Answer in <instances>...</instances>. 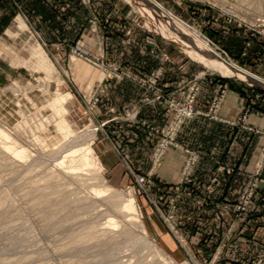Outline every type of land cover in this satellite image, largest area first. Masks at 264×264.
<instances>
[{"label":"rangeland","instance_id":"rangeland-1","mask_svg":"<svg viewBox=\"0 0 264 264\" xmlns=\"http://www.w3.org/2000/svg\"><path fill=\"white\" fill-rule=\"evenodd\" d=\"M165 11L186 31L180 42L158 29ZM194 30L255 82L208 60ZM149 59L158 64L147 71ZM166 67L176 88L161 83ZM124 82L151 94L103 119L98 108ZM263 83L264 0H0V264H264V141L228 202L208 199L217 179L194 183L199 154L179 139L195 118H219L231 86L248 102L230 123L257 131L246 120L257 103L264 111ZM145 104L165 110L162 122L141 123L153 144L148 170L112 151ZM85 147L89 161L75 151ZM172 148L185 158L166 197L154 177ZM195 224L204 231L193 233Z\"/></svg>","mask_w":264,"mask_h":264},{"label":"crops","instance_id":"crops-1","mask_svg":"<svg viewBox=\"0 0 264 264\" xmlns=\"http://www.w3.org/2000/svg\"><path fill=\"white\" fill-rule=\"evenodd\" d=\"M148 55H145V57H154ZM157 64V61L154 62L152 59H149L146 66L147 71L157 67ZM174 72L177 74L176 80H178L179 72L178 70ZM168 73L166 67L165 76L161 83L169 81L166 79ZM168 83L171 85V88L177 87L176 81ZM113 89V98L110 101L103 102L97 110L103 119L108 117L107 111L110 107L119 108L125 102H137L140 97L151 94L145 91L146 88L144 89V87L130 82L115 84ZM239 89L232 86L229 88L230 92L220 111L219 118H195L184 126L179 137L185 146L195 150L199 154L194 183L210 184L213 179H217L214 183V191L208 197L209 200L232 202L236 199L238 191L242 187L243 181L248 177V171L252 167L251 165L255 160L256 154L264 141L262 135L264 132V111L257 110V108H260L259 103H257L255 111L247 115L246 120V123L253 126L257 131L244 130L242 127L233 126L230 123V121L243 116L242 109L248 102L246 98L248 94L247 90L241 88L240 92ZM251 91L255 90L252 89ZM263 99L264 97L262 98V102ZM164 116L165 110L163 106L158 105L154 107L145 104L143 109L134 116V122L130 126L132 134L128 136L129 139L125 142L120 139L119 141L115 140L116 144L112 145L113 153L118 155L122 151L129 152L132 156V164L135 169L143 168L148 170L151 168L150 155L153 151V144L146 139L147 135L141 123L142 121H147L150 124L162 122ZM110 121L113 120L110 119L108 123ZM110 126L109 124L106 128L110 130ZM184 158L185 152L182 150L172 148L167 152L161 167L154 177L155 193H163L166 197H170L173 194V186L179 178ZM228 168H234L235 172L229 173L227 171ZM262 176L264 177V167L262 168ZM193 193L194 197L197 196V199L204 198V192L200 190ZM257 197L259 202L264 200V182L260 185V192ZM257 210L260 222L257 225L262 227L264 225V221L262 220L264 219V208ZM204 228L205 226H197L196 224L192 226L193 233H198L202 229L203 232Z\"/></svg>","mask_w":264,"mask_h":264},{"label":"bare ground","instance_id":"bare-ground-1","mask_svg":"<svg viewBox=\"0 0 264 264\" xmlns=\"http://www.w3.org/2000/svg\"><path fill=\"white\" fill-rule=\"evenodd\" d=\"M171 15L173 17L177 18L175 15H173L169 11H165L163 13V16L162 15L160 16V18H163L161 20H164L165 24H162L163 26L162 25H158V29L166 37L172 38L175 41L180 42V34H186V31H184L177 23H175L173 21L174 19H172L170 17ZM155 24H158V22L155 23ZM192 35L197 40L199 47H201L199 49L204 52V56H206L208 60H211V62L214 65H217L218 67L221 68V70L225 71L226 74H232V75H236L237 74V75H239L241 77L247 78L251 82H255L250 76L244 74L240 70V67L238 65H236L234 63L228 64V63L222 62V60L220 59V56L216 55L214 53L213 49L208 45L207 41H205L202 38V34L198 30H194ZM263 85H264V83H263ZM60 100H62V101L65 100V97L63 96L62 98H60ZM0 132H2V130H0ZM79 150H84V153L82 154V157L85 160L89 161L90 158H91L90 155H89L90 152H91V148L90 147H85V148L77 149L75 151H79ZM17 153L21 154L22 151L21 150H17Z\"/></svg>","mask_w":264,"mask_h":264},{"label":"built area","instance_id":"built-area-1","mask_svg":"<svg viewBox=\"0 0 264 264\" xmlns=\"http://www.w3.org/2000/svg\"><path fill=\"white\" fill-rule=\"evenodd\" d=\"M193 113L192 109L187 113L188 116H191ZM166 148H167V145L165 143H163L159 148H157V151L156 153L157 154V157H159L158 159H160V157L166 152ZM199 159V155L197 156H194V159H193V163L195 164V162ZM189 168V167H188ZM141 184H145V183H148L149 181L145 178V177H140L139 180H138ZM190 182V179L189 178H184L182 180V185L184 184V182ZM188 182V183H189ZM150 183V182H149ZM179 184H181L179 182ZM178 198H180V185L178 187L175 188V196L173 197V200H177ZM169 218H171V215H168L165 216V220L169 221ZM171 231L176 235L177 232L180 231V223L179 221H175L174 224L171 225ZM180 233V232H179Z\"/></svg>","mask_w":264,"mask_h":264}]
</instances>
